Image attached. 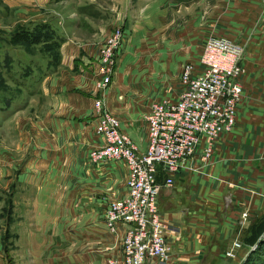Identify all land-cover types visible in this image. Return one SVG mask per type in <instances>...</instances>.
<instances>
[{
	"label": "rangeland",
	"instance_id": "rangeland-1",
	"mask_svg": "<svg viewBox=\"0 0 264 264\" xmlns=\"http://www.w3.org/2000/svg\"><path fill=\"white\" fill-rule=\"evenodd\" d=\"M27 9L22 7L16 11L6 6L2 14L5 28L0 31L7 33L27 25L31 27L32 15L25 18ZM36 13L37 17L53 20L62 16L66 22L82 25L81 30L88 29L89 24L100 25L107 31L108 28L101 24L108 25L109 33L116 27L122 30L123 42L116 54L103 103L110 109L117 108L122 120L135 113L137 119L133 132L134 128L138 132L146 127L147 133L146 114L153 103L177 99L182 68L186 63L199 62L202 46L208 37H230L243 47V96L238 104L235 126L220 138L230 135L228 149L251 150L264 160V0H48L47 4L36 8ZM95 35L91 38L94 39ZM8 47L10 58L1 61L0 65V98L6 104L16 100L20 105H27L28 93L49 69L47 61L58 64L60 54H57L54 41L46 45ZM95 77L100 78L97 69ZM30 101L27 110L18 112L15 120L11 118L0 126V152L3 153L0 157L9 168L8 173L0 176V238L5 241L8 258L5 264H29L34 254L22 251L30 245L27 241L29 234L34 235L32 233H64L68 230L72 242L88 232H103L106 230L104 212L107 204L123 195L127 188L125 181V185L116 181L113 188L120 191L113 195V191L103 185L105 179H101V187H97L89 180L85 181V177H81L84 181H76L75 175L71 176L74 180L70 182L67 194L64 188L44 190V184L42 190H37L35 185L30 187L27 184L30 180L45 182L44 169L52 167L53 160L38 156L37 152L45 143H39L37 137L43 139L44 133L36 134L34 127L26 123L28 117L35 116V100ZM109 108L106 109L111 112ZM112 114L121 121L116 113ZM100 139L99 144L89 145L88 149V145L84 146L87 153L104 142L102 135ZM90 152L91 168L97 164L108 166L120 162L125 172L118 174L117 178L121 175L126 178L123 161L93 162ZM24 185L26 187L22 188ZM42 209L47 213L41 215ZM260 219L254 223L253 234L240 239L245 250L236 264H264V236L260 238L264 234V214ZM49 234L43 235L51 238ZM240 246L241 243H237L232 247L237 249Z\"/></svg>",
	"mask_w": 264,
	"mask_h": 264
},
{
	"label": "crops",
	"instance_id": "crops-1",
	"mask_svg": "<svg viewBox=\"0 0 264 264\" xmlns=\"http://www.w3.org/2000/svg\"><path fill=\"white\" fill-rule=\"evenodd\" d=\"M47 1L0 0V28H5L2 14L6 6L16 11L26 7L28 12L25 18L32 15L33 21H48L49 17L36 16V8L47 4ZM49 19L63 37L58 48L60 62L42 74L38 84L28 93L27 105H20L16 100H10L6 104L0 98V126L11 118L15 120L18 112L27 110L30 100L34 99L35 116L28 117L26 123L34 127L36 134L44 133L43 139L42 136L37 137L39 143H45L37 152L38 156L56 160H52V167L44 169L45 182L30 180L27 184L30 187L35 185L37 190H42V184L44 190L64 188L67 194L70 182L74 180L71 176L75 175L76 181L87 179L97 187H101V179H105L103 185L112 190L113 195H117L116 192L120 190L114 189L113 184L122 181L125 185L124 175L117 178L118 174L125 172L124 165L115 162L108 166L97 164L91 168L88 159L90 150L87 153L88 150L84 149L85 145H88V149L89 145L94 146L101 141L100 135L94 131L97 126L94 100L100 95L94 87L97 80L96 58L110 28L101 24L108 28L107 31L100 25L89 24L88 29L81 30L82 25L66 22L62 16ZM90 43L92 44L89 45ZM4 49L5 46L0 48V62L3 61ZM198 64L195 63L197 67ZM108 88L109 86L103 93V99ZM108 106L105 105L106 108ZM110 110L121 118L117 108ZM136 119V114L131 113L127 119L119 120L120 126L134 141L138 150L143 151L147 144L146 127L138 132L134 128L133 132ZM229 137L230 135H226L216 139L207 163L196 157L197 170L180 168L174 174L173 186L161 189L158 203L161 218L167 224L166 237L170 244V256L160 264H236L241 258L245 244L240 239L253 234L254 223L260 222V217L264 214V160H260L251 150L235 151L230 146L228 149ZM8 172L9 168L0 157V176ZM81 177H85L84 180ZM126 192L127 188L120 197ZM43 213L46 214L47 210L45 212L42 209L41 215ZM242 213H246V216L243 217ZM105 228L103 232L79 235L72 242L69 240L68 230L64 233L52 231L50 234L45 231L51 238L44 237V232L32 233L34 235L29 234L30 239L27 241L30 245L22 252L34 254L29 264H102L110 256L119 254L123 234V227H118L116 233ZM237 243H241V246L234 249L232 246ZM4 248L5 241L0 238V264L8 262ZM229 250L231 255H227ZM156 262L155 258H149L145 264Z\"/></svg>",
	"mask_w": 264,
	"mask_h": 264
},
{
	"label": "built area",
	"instance_id": "built-area-1",
	"mask_svg": "<svg viewBox=\"0 0 264 264\" xmlns=\"http://www.w3.org/2000/svg\"><path fill=\"white\" fill-rule=\"evenodd\" d=\"M122 42V30L116 27L105 37L97 59L100 78L96 91L100 95L94 100L95 132L104 142L92 149L90 158L93 162L119 160L127 167L126 194L109 201L104 212L110 232L123 227L120 250L103 264H145L149 258L160 264L169 258L170 244L159 193L163 187L173 186L174 174L180 168L197 170L196 157L207 163L216 139L235 126L243 96V47L227 36L208 37L199 66H183L177 99L151 105L146 114L147 144L139 151L121 130L118 117L103 103ZM262 154L264 157V146Z\"/></svg>",
	"mask_w": 264,
	"mask_h": 264
},
{
	"label": "trees",
	"instance_id": "trees-1",
	"mask_svg": "<svg viewBox=\"0 0 264 264\" xmlns=\"http://www.w3.org/2000/svg\"><path fill=\"white\" fill-rule=\"evenodd\" d=\"M4 38H6V41ZM62 40L63 37L57 30L56 26L50 21H33L31 27L27 25L24 28H20L16 31L14 30L7 33L0 31V48H2V46H5L7 43V46L3 51V62L6 60V58H10V49L8 46H15L14 48H19L21 44L36 45L38 43H42L46 45L54 41L56 42V50L58 54V48ZM47 64L48 68L50 69L52 66L54 67V65H56V62H51L48 60ZM0 65H2L1 62ZM262 236L263 235H261L260 238ZM257 241L258 239L253 243V245H256Z\"/></svg>",
	"mask_w": 264,
	"mask_h": 264
},
{
	"label": "water",
	"instance_id": "water-1",
	"mask_svg": "<svg viewBox=\"0 0 264 264\" xmlns=\"http://www.w3.org/2000/svg\"><path fill=\"white\" fill-rule=\"evenodd\" d=\"M263 236H264V234H263ZM255 246H256V245H253L250 249L252 250L253 248H255Z\"/></svg>",
	"mask_w": 264,
	"mask_h": 264
}]
</instances>
